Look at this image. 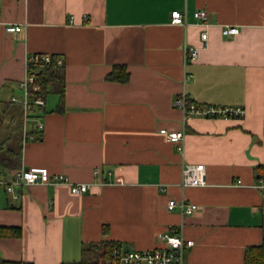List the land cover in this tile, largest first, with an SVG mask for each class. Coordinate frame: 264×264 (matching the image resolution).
<instances>
[{
    "label": "crops",
    "instance_id": "crops-1",
    "mask_svg": "<svg viewBox=\"0 0 264 264\" xmlns=\"http://www.w3.org/2000/svg\"><path fill=\"white\" fill-rule=\"evenodd\" d=\"M174 9L186 25L170 21ZM197 9L205 20L193 15ZM12 23L20 30L6 31ZM223 24L239 33L221 34ZM184 42L199 46L185 82ZM35 52L61 59L64 86L45 95L43 128L21 142L17 167L102 183L77 194L52 183L18 184V198L1 190L0 226L20 227V234L0 236V258L69 264L83 243L148 249L175 225L193 241L184 249L187 262L242 264L246 246L264 239V189L253 186L264 173V0H0L7 111L9 97L22 96L17 83ZM115 64L125 65L128 79L107 78ZM182 90L193 102L242 106L245 114L184 119L176 101ZM162 127L183 130L182 153ZM186 162L204 164L205 184L179 186ZM170 198L197 208L169 209Z\"/></svg>",
    "mask_w": 264,
    "mask_h": 264
},
{
    "label": "built area",
    "instance_id": "built-area-1",
    "mask_svg": "<svg viewBox=\"0 0 264 264\" xmlns=\"http://www.w3.org/2000/svg\"><path fill=\"white\" fill-rule=\"evenodd\" d=\"M193 15L199 20H205L207 17L206 11L197 9ZM170 21L186 25L185 14L177 9L170 12ZM20 25L17 23L8 24L5 29L8 32L20 30ZM223 35H237L239 33V26L235 24H223L220 27ZM201 47L206 46L207 31L200 32ZM199 54V46H194L184 42L182 47V64H183V82L188 77L185 66L195 60ZM52 55L49 53H30L26 56L24 61L25 74L23 78L18 81V86L22 88V96L17 97L11 95L8 99L11 103H18L21 105V142L22 145L29 139L35 138V133L43 128V121L39 115L35 114L37 106L45 104V96L42 94L41 86L34 81V76L28 72V68L39 64L40 66L49 63ZM57 64L61 63V59L56 57ZM177 104L182 109L184 119L192 115L202 116H233L244 115L245 109L242 106H218L213 104H199L190 101L184 90L181 91L180 96L176 100ZM160 133L170 141L176 144L179 152H183V130H171L160 128ZM94 174L99 173L98 168L93 169ZM32 183H52L65 184L69 187L72 193H81L90 189L95 184H101L100 180L93 182H72L67 176L62 173H50L45 166H25L21 165L16 168L0 171V191L4 190L9 193L12 198H18L19 194L15 190L18 184H32ZM206 183L205 166L203 163H183L181 167V178L179 186L203 185ZM235 183H242L241 179H236ZM255 188L264 189V173L258 175L253 183ZM159 189L163 190L164 186L160 185ZM179 207L180 211L191 213L197 205L194 203L185 204L184 200L176 202L175 199L170 198L167 201V207L174 209ZM163 244L154 246L148 249H117L114 247L110 252V261L113 264H194L189 263L184 258V249L191 246L193 241L183 237L178 226L171 225L168 230L159 236Z\"/></svg>",
    "mask_w": 264,
    "mask_h": 264
},
{
    "label": "trees",
    "instance_id": "trees-1",
    "mask_svg": "<svg viewBox=\"0 0 264 264\" xmlns=\"http://www.w3.org/2000/svg\"><path fill=\"white\" fill-rule=\"evenodd\" d=\"M28 72L34 76L35 83L41 86L44 96L53 88H56L62 94L64 86L63 68L61 63H56L53 55L49 63L41 66L39 64L33 65L28 68ZM128 76L129 73L124 64H115L108 73L107 78L123 81L128 79ZM6 107L4 101L0 99V128L3 127L1 121L3 116L10 115L9 122L5 124L0 134V171L17 167L21 152V105L19 104L18 110H14L13 113L8 112ZM43 109L44 104L37 106L35 114L40 115ZM16 113L19 114L17 119L15 117ZM12 138H15V145L10 144ZM19 234L20 227L0 226V236H18ZM120 246L119 242L111 240L83 243L79 259L69 264H113L110 261V252L114 247L120 249ZM0 264L32 263L23 260L14 261L0 258ZM242 264H264V239L258 244L246 246Z\"/></svg>",
    "mask_w": 264,
    "mask_h": 264
},
{
    "label": "rangeland",
    "instance_id": "rangeland-1",
    "mask_svg": "<svg viewBox=\"0 0 264 264\" xmlns=\"http://www.w3.org/2000/svg\"><path fill=\"white\" fill-rule=\"evenodd\" d=\"M11 110H16V106H15V104L14 103H10V106L8 107V112H10ZM15 117H16V119L19 117V114H15ZM10 144H13V145H15L16 144V142H15V138H12V140H11V142H10Z\"/></svg>",
    "mask_w": 264,
    "mask_h": 264
}]
</instances>
